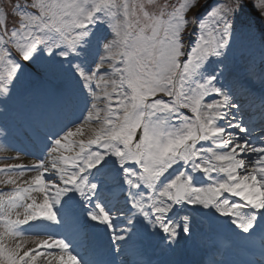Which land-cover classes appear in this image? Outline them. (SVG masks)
<instances>
[{"label":"snow or ice","instance_id":"1","mask_svg":"<svg viewBox=\"0 0 264 264\" xmlns=\"http://www.w3.org/2000/svg\"><path fill=\"white\" fill-rule=\"evenodd\" d=\"M198 4L22 0L5 12L0 97L10 98L27 66L67 63L79 114L45 128L33 162L0 165V185L12 186L0 190V264H99L81 251L77 209L118 253L137 225L168 244L190 236L187 209L264 246V128L256 136L246 119L264 56L259 69L230 61L238 23L257 24L264 45V0L252 5L255 20L240 19L245 0ZM258 99L264 115V92ZM0 150L14 151L6 134ZM15 151L7 159H21ZM109 181L120 206L106 196Z\"/></svg>","mask_w":264,"mask_h":264},{"label":"rangeland","instance_id":"2","mask_svg":"<svg viewBox=\"0 0 264 264\" xmlns=\"http://www.w3.org/2000/svg\"><path fill=\"white\" fill-rule=\"evenodd\" d=\"M4 1L7 2L8 0H4ZM206 1L207 0H202L203 3L206 2ZM18 2H22V0H13V3L10 4L9 6L11 7V6H13L14 4H16ZM24 2H26V0H24ZM171 2H173V0H154V4L157 5V6L170 4ZM178 2H180V0H178ZM230 2H231V0H230ZM245 3L248 5V7H246L248 9V11L253 16L256 17V13H257L258 10L256 8L252 7V5L255 3V0H245ZM5 10H6V5L3 3V0H0V14H3V20L5 19V12H6ZM191 12H193V10ZM191 12L188 13L189 16L192 15ZM245 13H246L245 11L242 12V14H245ZM244 17L246 19H248V20L249 19L255 20V17L254 18L253 17L248 18L247 16H244ZM244 17H243V15H241V20ZM8 18L10 19V20H8L10 26L12 24L18 23V21L16 20L15 17L12 18L9 15ZM1 20H2V16H1ZM249 38H250L249 35L245 36V38L242 40V43L247 42ZM188 39L191 40V39H194V37L189 36ZM260 48L264 51V47L263 46H260ZM23 63H25L27 65V62H23ZM48 72H50L52 75L50 73H48ZM48 72H37L35 65L27 66L25 68V70H24V75L21 78L20 83L17 84V86L15 87L14 90H16L17 92H20V91L24 90L25 88H28L29 85L32 83V75L45 74L48 77L50 82H55L52 85V88L54 89V91H53L54 96L51 97V98H55L57 96L61 97V95L64 94V95H66L68 97V99H71L74 96V94H75L76 85H75V82H74V79H73V75H72V71H71L70 66L67 63H65L62 67L55 66L53 68V70L48 71ZM33 85L34 86H38L40 84H39V82H38V84L36 82H34ZM43 89L49 90L50 87L47 86V87H44ZM43 89H41V90H43ZM41 90H37L36 93H38V91H41ZM4 161H5V159H0V165L7 164V163H4ZM8 163H21V162L19 161V162H8ZM112 184H114V183H112ZM11 187H12L11 185H7V186L0 185V190L11 189ZM109 187H110V182H109ZM190 217H192L193 219L199 220V222L201 223V224H199L200 228L209 227V225H210L209 222L212 219H216L217 218V217L211 216V215L200 218V217H198V215H196L194 213L190 214ZM190 221H192V220H190ZM224 223L217 222V223L213 224V226L215 227L214 230H216L218 232L219 231L221 232L222 228L224 227V225L227 226V228L231 227L228 224V222H224ZM209 235H210V238L213 239L215 242L219 239L220 236H223L222 233H216L214 231L209 232Z\"/></svg>","mask_w":264,"mask_h":264},{"label":"bare ground","instance_id":"3","mask_svg":"<svg viewBox=\"0 0 264 264\" xmlns=\"http://www.w3.org/2000/svg\"><path fill=\"white\" fill-rule=\"evenodd\" d=\"M210 1H213V0H210ZM244 10L248 11L247 8H245ZM246 64H247V62H246ZM235 66L239 69H243V68L247 67L244 62H240V63L236 62ZM240 66H242V68ZM250 87H251L252 91H257L258 89H263L264 85L261 84L259 77L256 76V77L251 78ZM256 100L259 101V99H257V98H256ZM255 103H256V101H255ZM261 128H264V126H262ZM261 128H260V130H261ZM260 130L258 131V134H260ZM26 163H30V162H26ZM186 211L189 214L191 213L190 209H187ZM181 214L183 215V213H181ZM198 214H200V213H198ZM200 215H202V214H200ZM193 220H195V219H193ZM218 220H220V218ZM222 221H225V220L222 218ZM195 230H196V228L192 226V234L190 236L185 237L184 235H181L180 236L181 238L179 237L177 242L171 244V246H172L171 247V249H172V262L175 259L178 260L180 257L186 256L187 254L194 253V254L198 255V252H200V251L194 247L191 248L192 250L189 249L190 244L192 246L202 247L203 245H205L207 243V241H208L207 236H203L204 230L202 229V232H199V231L195 232ZM148 233L152 239H154L158 236V234L154 233V231L152 229ZM133 236H134V239L137 240L139 238V231H136L133 234ZM159 237H160V235H159ZM127 251H129L128 252L129 254L133 255V257H131L132 259H136V261L140 263V258L133 254V251H131L130 247L127 248Z\"/></svg>","mask_w":264,"mask_h":264}]
</instances>
